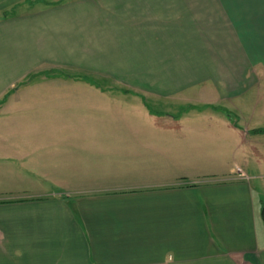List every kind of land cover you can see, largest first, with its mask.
<instances>
[{"label":"crops","instance_id":"obj_1","mask_svg":"<svg viewBox=\"0 0 264 264\" xmlns=\"http://www.w3.org/2000/svg\"><path fill=\"white\" fill-rule=\"evenodd\" d=\"M29 1L0 0V264H264V0ZM75 94L88 123L41 120Z\"/></svg>","mask_w":264,"mask_h":264},{"label":"rangeland","instance_id":"obj_2","mask_svg":"<svg viewBox=\"0 0 264 264\" xmlns=\"http://www.w3.org/2000/svg\"><path fill=\"white\" fill-rule=\"evenodd\" d=\"M29 3L31 5H29L28 8L29 7L32 8L33 7V3H39V2L38 1L37 2H33L31 0V1H29ZM40 5L41 4H38V6H40ZM0 14H3V12H0ZM73 89H77V87L74 86ZM71 96H69L68 99L72 98L74 100L75 104H73L74 107H72L71 105L68 104V106L70 108H72L69 112L60 111L58 113H54V114H51V115L42 113V114H40L41 115V120L42 121L50 120V121H54V122H71V123H74V124H76V123H83V124L88 123L87 113H85L83 115L81 109L82 108H86V110H87V108L89 109V107H90L91 110H95L96 111V108L98 109V107H97L98 104L96 105L95 99L93 100V102L89 101V103H88V99H86L87 98L86 96L76 95V94L73 95L72 97ZM58 101H59V104H60L61 98H59ZM100 105L101 106L104 105L102 103V101L100 102ZM95 106H96V108H95ZM58 108H60V106H58ZM76 109H77V111H76ZM98 117L100 118V120H96L93 123H100V122L110 123V122H119L120 121L118 116L113 112V110L103 111L102 108H100V113L98 114Z\"/></svg>","mask_w":264,"mask_h":264},{"label":"trees","instance_id":"obj_3","mask_svg":"<svg viewBox=\"0 0 264 264\" xmlns=\"http://www.w3.org/2000/svg\"><path fill=\"white\" fill-rule=\"evenodd\" d=\"M261 215H262V218L264 220V208L262 209Z\"/></svg>","mask_w":264,"mask_h":264}]
</instances>
